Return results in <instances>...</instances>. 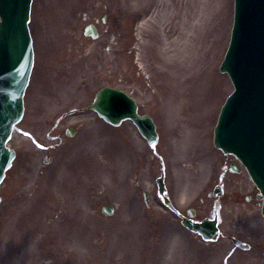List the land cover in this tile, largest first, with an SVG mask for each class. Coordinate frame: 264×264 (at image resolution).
<instances>
[{"label": "rangeland", "instance_id": "rangeland-1", "mask_svg": "<svg viewBox=\"0 0 264 264\" xmlns=\"http://www.w3.org/2000/svg\"><path fill=\"white\" fill-rule=\"evenodd\" d=\"M138 6L135 1L127 3V0H34L31 29L37 48L39 51L40 47L43 50L44 44L54 42L56 52L61 54V57L62 54H67L65 60L73 59L70 60L73 66L69 67V64L65 66L62 61L61 67L55 71L60 74L56 77L59 81L56 85L61 87V93H64L62 98L53 94L52 98L43 99V89L39 88L36 91L32 86L26 93V115L16 126L10 143L17 149L19 156L2 185L5 200L0 208V264L95 263L93 252L86 244H84L86 248L77 247V242L71 243L68 237L62 238L59 235H56L55 240L47 241V183L56 186L64 183L74 184V181L78 180L76 179L78 158L84 157V162L90 164L85 180L91 182L86 185L97 186L94 196L96 203H93L91 195L87 197L83 192L78 198L69 194L68 205L72 207L75 200L80 215L78 219H73L68 224H79L80 221L89 220L96 204L106 199L116 200L120 203L118 215L119 219H122L115 220L119 224L122 223L121 231L125 228L127 234L125 238L133 242L145 233L141 227L144 208L138 203L139 195L134 189L133 181L136 178L147 180L145 186L149 188L158 174L157 170L150 169L149 162H146V156L152 151L147 142L136 134L130 122L113 127L102 120L89 121L86 129L71 139L72 144L65 151L57 153L52 166L41 173L39 170L43 168L41 160L44 151L25 136L24 132L34 134L39 143L47 145L54 142L56 139L48 140L47 137L56 136L62 124L53 127L55 120L53 114L62 105L77 102L75 105L79 106L91 98L98 87L110 83L114 78L113 67H117V64H121L123 73L120 71L121 76L118 79L122 81L115 83L116 85L136 90L137 86H141L139 80H145L144 87L149 88L143 93H133L138 95L136 97L145 110L150 109L147 103L155 105L157 101H163L165 113V107L170 106L172 101L186 102L189 92L198 87L201 89V92L195 94V101L198 103H204L201 99L203 97H206V103L213 102V91L218 101L222 97V90L232 89L228 76L221 75L218 70L222 49L220 39L225 40L229 35L232 3L224 25L213 27L207 38L201 39L200 49L196 48V45L190 48L186 46L187 44L184 45V38L181 36L173 38L168 34L163 35V29L155 26L160 14L159 17L154 16L155 23L149 22L139 26L142 42L135 44L131 24L134 15L140 12ZM85 13L89 14L88 18H85ZM105 13L109 14L110 18L106 23L99 24L102 37L97 41L85 38L84 26ZM165 19H160L158 24L162 25ZM181 22L179 30L182 33L185 26ZM205 25L206 23L203 27ZM117 38L126 47L131 43L133 51L136 46L137 56L141 59V64L144 65L142 67L147 70L148 76H144L146 73L139 75L135 82L127 79L124 71L130 54L114 56ZM170 49L172 51H169ZM210 76H215V81ZM159 80L161 85L151 88L152 84ZM73 90L77 92L71 96L69 92ZM39 101H48V111L51 113L48 124L47 113L44 114L43 109H40ZM163 116L165 117V114ZM160 125L162 129L167 130L171 127L164 118ZM83 139L84 146H74L77 140L81 142ZM191 140L192 138L184 139L185 144L189 145L188 141ZM167 144L172 148L169 140ZM164 148H167L165 142L160 143L155 150ZM154 160L157 161L155 158L150 160L153 166ZM199 160L201 159H197ZM139 168L141 171L138 172ZM19 172L21 179L18 180ZM64 196L67 198V194ZM76 226L77 224H74V227ZM173 233L168 236L169 243L160 264H178L179 258L185 259L190 255L183 234L177 229ZM123 254L125 251L121 246L115 259ZM116 262L111 259L109 264H118ZM185 264H191L189 257L188 262L185 259Z\"/></svg>", "mask_w": 264, "mask_h": 264}, {"label": "bare ground", "instance_id": "bare-ground-1", "mask_svg": "<svg viewBox=\"0 0 264 264\" xmlns=\"http://www.w3.org/2000/svg\"><path fill=\"white\" fill-rule=\"evenodd\" d=\"M208 1V0H207ZM215 12L214 10V4L213 0H209L208 5L204 2H199L194 6V16L196 17L198 15V22L201 20H207L208 16L211 15ZM195 26H197V23H194ZM198 31L197 29L194 28V32Z\"/></svg>", "mask_w": 264, "mask_h": 264}]
</instances>
